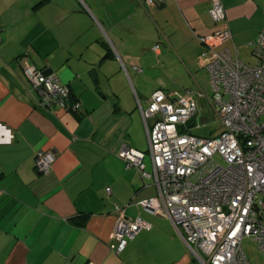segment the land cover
Listing matches in <instances>:
<instances>
[{
  "label": "crops",
  "instance_id": "1",
  "mask_svg": "<svg viewBox=\"0 0 264 264\" xmlns=\"http://www.w3.org/2000/svg\"><path fill=\"white\" fill-rule=\"evenodd\" d=\"M211 1L0 0V264H195L169 220L139 206L158 194L150 159V178H143L118 153L122 146L147 151L137 103L145 109L154 91H188L204 102L193 73L197 37L215 28ZM220 2L228 46L239 57L251 52L264 27V0ZM19 56L68 86L79 109L41 111ZM157 68L179 70L182 81L159 83L150 77ZM185 82L194 93L180 86ZM206 122L197 114L193 129ZM46 151L55 161L38 174L35 156ZM116 207L150 225L118 254L111 239Z\"/></svg>",
  "mask_w": 264,
  "mask_h": 264
},
{
  "label": "built area",
  "instance_id": "2",
  "mask_svg": "<svg viewBox=\"0 0 264 264\" xmlns=\"http://www.w3.org/2000/svg\"><path fill=\"white\" fill-rule=\"evenodd\" d=\"M153 3L146 0L147 5ZM208 16L215 28L199 37V65L210 78L212 102L204 97L216 113L220 131L190 134L197 97L188 91L169 96L156 90L145 109L137 103L147 151L122 146L118 157L126 169L135 167L141 177L150 178L144 164L149 156L158 194L139 206L167 217L195 264H251L241 247L243 238H252L264 260V30L249 65L240 60L237 48L228 46L232 37L220 0L211 1ZM23 72L38 92L40 109L49 102L65 111L79 109L78 102L69 107L68 89L55 76L27 65ZM53 161V152H37L34 168L47 174ZM115 214L111 239L118 254L150 225L139 218L127 219L124 208L116 207Z\"/></svg>",
  "mask_w": 264,
  "mask_h": 264
},
{
  "label": "rangeland",
  "instance_id": "3",
  "mask_svg": "<svg viewBox=\"0 0 264 264\" xmlns=\"http://www.w3.org/2000/svg\"><path fill=\"white\" fill-rule=\"evenodd\" d=\"M249 53H250V55H249ZM240 58L246 64L252 65L254 63L253 55L251 54L249 49L242 50L241 54H240ZM198 65H199V60H198ZM199 66H197V67L195 66V68L199 69V70L196 73H193V77H195V79L197 80L198 85H199V87L202 88L205 96L210 97L211 96V83L209 80L210 78L208 77L207 72L203 69H200ZM157 69H159V68H157ZM158 72H161V74H159ZM167 72L163 71V69H159V70L155 71L153 74H150V77L154 80L158 79L159 83H161L163 80H166L169 78H178L182 81L183 75L179 73V70L176 69L175 72L173 71L172 74H168ZM179 84H180V82H179ZM187 84H188V82H185V84H181L180 86H186L190 89V91L193 92L194 88H192L191 86H189ZM171 86L173 88H176L179 85L174 84ZM149 87H150V84H149ZM196 89H199V88L196 87ZM183 90H186V89H181L178 91H183ZM197 105H198L197 114H198L199 118H203V115H204L207 122L203 125H201L199 123L195 129H193L195 127L194 126V127L190 128L191 130L190 129H188V130H190L192 133H195L198 136L208 135V134H211V135L218 134V132L220 131L218 119L216 117V113L212 109L208 108V102H207L206 98L204 97V102L202 101L200 103L198 102V98H197ZM144 163L146 164L147 169L151 170V168L149 167L150 163H149V156L148 155H146ZM146 172L151 173V171H146ZM152 199H155V198H152ZM163 217H165V216H163ZM165 218H167V217H165ZM241 247H242L248 261L251 264H264L263 257L261 255V253L259 252L256 243L252 240V238H243L242 242H241Z\"/></svg>",
  "mask_w": 264,
  "mask_h": 264
},
{
  "label": "trees",
  "instance_id": "4",
  "mask_svg": "<svg viewBox=\"0 0 264 264\" xmlns=\"http://www.w3.org/2000/svg\"><path fill=\"white\" fill-rule=\"evenodd\" d=\"M154 1V3L153 4H155V3H157V1L156 0H153ZM156 1V2H155ZM158 3H160V2H158ZM162 3V2H161ZM225 27L226 28H228V30H229V27H228V24L226 23V18H225ZM264 30V27L258 32V36H257V38H256V40L254 41V43H253V45H252V49H251V54L253 55V59H255V57H254V47H255V45H256V41L258 40V38H259V36H260V33L262 32ZM229 32H230V30H229ZM231 34V33H230ZM201 36H203V35H201ZM201 36H199V37H201ZM199 37H197L198 38V41H199ZM199 43H200V41H199ZM201 45V44H200ZM154 46H160V44L159 43H156ZM154 46H152V47H154ZM201 49H202V47H201ZM106 56H111V52H110V50L109 49H107L106 50ZM239 56V55H238ZM240 58V57H239ZM241 60V59H240ZM242 61V60H241ZM243 62V61H242ZM16 63L17 64H19V66H20V68H21V72H22V77H23V79L27 82V84L28 85H30L31 86V88L34 90V88H33V86H32V84H30L29 83V81L27 80V78L25 77V75H24V72H23V69H24V67L27 65V66H29V67H32V68H34L33 66H30L29 64H27L26 62H25V59L24 58H22V56H19L18 58H17V60H16ZM36 69V68H35ZM205 70V69H204ZM39 71H42V70H39ZM64 87H66L67 89H68V94H69V107L70 106H72L74 103H76L77 102V100L76 99H74V97L71 95V92H70V89L68 88V86H65V85H63ZM36 91V90H35ZM37 92V91H36ZM37 94H38V92H37ZM211 94H212V89H211ZM207 99H209V102H212V95L210 96V97H206ZM38 103H37V105H39V95H38ZM56 108H58V106H56L55 104H53V103H50L49 102V104H47V105H45V106H42V108L40 109L41 111H50V110H53V109H56ZM66 111H68V112H71V110H70V108L69 109H67ZM71 113H73V112H71ZM199 124V123H198ZM197 124V125H198ZM193 127V126H192ZM190 129V128H189ZM188 132L190 133V134H193L190 130H188ZM47 152V151H46ZM54 154V153H53ZM121 159V158H120ZM122 160V159H121ZM54 161H55V154H54ZM53 161V162H54ZM123 161V160H122ZM124 162V161H123ZM124 164H125V162H124ZM125 168H126V165H125ZM34 171L36 172V170H35V168H34ZM37 173V172H36ZM136 219V218H135ZM132 220H134V219H132ZM150 230V229H149ZM143 231H145V230H143Z\"/></svg>",
  "mask_w": 264,
  "mask_h": 264
},
{
  "label": "clouds",
  "instance_id": "5",
  "mask_svg": "<svg viewBox=\"0 0 264 264\" xmlns=\"http://www.w3.org/2000/svg\"><path fill=\"white\" fill-rule=\"evenodd\" d=\"M140 219V218H139ZM115 221V220H114ZM143 221V220H142ZM128 244V243H127ZM127 246V245H126Z\"/></svg>",
  "mask_w": 264,
  "mask_h": 264
}]
</instances>
